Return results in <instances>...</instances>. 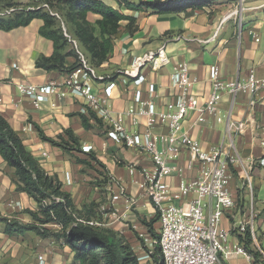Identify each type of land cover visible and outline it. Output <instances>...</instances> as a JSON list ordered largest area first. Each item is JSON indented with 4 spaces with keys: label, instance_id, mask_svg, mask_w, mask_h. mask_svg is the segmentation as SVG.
<instances>
[{
    "label": "crops",
    "instance_id": "obj_1",
    "mask_svg": "<svg viewBox=\"0 0 264 264\" xmlns=\"http://www.w3.org/2000/svg\"><path fill=\"white\" fill-rule=\"evenodd\" d=\"M100 1L134 18L132 22L129 19L120 21L119 30L112 37L113 50L107 59L101 64L89 63L74 26L63 20L61 24L69 40L61 52L75 50L80 62L84 58L97 75L106 77L95 80L88 72L79 75L95 93L109 97L112 115L122 113L129 131L142 132L148 127L145 116L127 114L135 90L142 89L143 98L149 99L148 84L154 83L153 102L157 109L164 108L174 99L170 75L179 63H188L190 74L197 78L192 92L201 104L211 92L209 71L212 65L219 66L221 77L226 81L246 80L251 71L258 76L264 75V0H209L202 7L172 12L145 6L128 8L121 6L118 0ZM129 1L138 5L141 1L152 0ZM86 18L96 25L102 16L89 11ZM43 25V19L33 18L27 25L10 30L0 28V114L47 174L59 179L62 190L70 194L76 209L84 216L92 210L96 224L123 235L134 248L140 264H144V257L149 254L142 241L149 249L156 243L144 221L157 216V209L142 184L147 173L153 174L157 167L146 153L109 138L108 123L82 96L72 92L67 83L71 71L37 66L39 57H51L55 53L54 41L41 34ZM178 35L184 38L167 43L168 62L165 65L148 64L141 68L146 77L143 83L135 84L131 77L118 72L119 69H133L138 57L158 50L167 39ZM76 62L74 55L65 56V66ZM21 82L37 87L40 97L46 99L41 107H35L31 96L18 91L17 84ZM47 86L53 87L49 94L44 92ZM259 97V102L251 109L249 94L233 95L223 90L217 113H195L183 122L181 129V133L198 141L205 151L224 142L234 156L235 161L228 171L234 206L220 221V229L227 233L226 244L230 248L242 245L234 233L242 222H248V228L255 231L252 248L263 250L264 247V91ZM81 114L86 115L91 126H85ZM241 122L244 125L240 131L234 125ZM65 130H72L79 138L80 150L67 151L44 140L40 132L58 139ZM154 130L164 132L162 126ZM191 161V153L183 150L177 160L170 161L175 170L166 181L175 187L181 177L187 180L196 177L199 163ZM113 178L125 185L126 194L120 191ZM16 179L15 168L0 153V264H78L72 248L63 238L55 236L62 231L57 221L44 224L50 232L48 235L33 229L7 230L8 222L37 225L30 211H38V203L27 192L17 189ZM129 196L136 199V204L129 203ZM154 227L157 230L158 222ZM225 263L254 262L253 258L233 255Z\"/></svg>",
    "mask_w": 264,
    "mask_h": 264
},
{
    "label": "built area",
    "instance_id": "obj_2",
    "mask_svg": "<svg viewBox=\"0 0 264 264\" xmlns=\"http://www.w3.org/2000/svg\"><path fill=\"white\" fill-rule=\"evenodd\" d=\"M20 9L21 7H12L7 12L11 13ZM182 38L184 37L178 35L167 39V42H164L158 50L138 57L133 69H119L118 72L131 77L135 84L143 83L146 77L142 74L141 68L148 64L155 67L165 65L168 62L165 53L167 43ZM86 72L91 74L92 79H106L104 76L97 75L87 61L81 58V64L71 71L67 78L72 92L82 96L87 105L108 123L109 138L122 142L127 148L146 153L157 167L153 174L147 173L142 187L146 189L159 217L157 242L160 264H226L225 260L233 255L253 258L242 245L228 247L227 233L220 229V221L224 213L234 206V199L229 190L228 171L235 159L230 153L229 146L222 142L219 147L205 151L198 141L181 133V129L183 122L195 113H217L220 93L223 90L233 95L249 94L251 96L249 106L253 109L260 100V92L264 91V75L258 76L251 71L246 80L226 81L221 77L219 66L212 65L209 71L211 92L207 101L201 104L197 95L192 92V86L197 82V78L190 74L188 63H179L170 75L171 86L175 90L174 99L164 108L157 109L153 102L156 96L154 83L148 84V94L151 97L149 99L143 98L142 89L135 90L133 103L129 106L127 114L146 117L148 127L141 132L129 131L125 126L122 113L112 115L109 97L106 94L100 96L95 93L88 82L80 79L79 75ZM17 89L20 93L31 96L37 108L41 107L43 100H46L40 97L37 87L33 84L21 82L17 84ZM52 91L51 86L44 89L45 94ZM243 125L244 123L241 122L234 126L241 131ZM157 126H162L164 132L155 131ZM85 149L87 150V147ZM185 149L192 155V164L199 163L198 174L190 180L181 177L178 184L173 187L166 181V178L175 170L170 161L177 160ZM180 170L182 175L183 171ZM112 181L119 186L122 193H127L123 183L116 178ZM128 199L129 203L136 204L133 196H129ZM60 201H63L60 196L53 195L45 199L43 203L49 205ZM95 223L90 221V224ZM247 228L248 222H242L235 229L244 233ZM250 233L255 239L256 235L252 227H250ZM258 250L264 254L262 249L258 248ZM150 257V255L144 257L146 258L144 264H147Z\"/></svg>",
    "mask_w": 264,
    "mask_h": 264
},
{
    "label": "trees",
    "instance_id": "obj_3",
    "mask_svg": "<svg viewBox=\"0 0 264 264\" xmlns=\"http://www.w3.org/2000/svg\"><path fill=\"white\" fill-rule=\"evenodd\" d=\"M121 6L128 8H139L145 6L159 10L161 12L182 11L189 7L205 6L209 0H152L141 1L140 4L129 0H118ZM48 7L31 6L13 11L7 16L0 15V28L10 30L14 27L27 25L33 18H41L44 25L41 34L54 41L55 53L51 57L41 56L37 60V66L46 70H61L70 72L81 64L80 55L75 50L62 53L61 50L68 44V37L65 36L61 21L53 13L54 8H62L66 14L60 18L65 22H70L75 28V34L85 47L83 54L89 58V63L101 64L107 59L113 50L112 37L117 33L120 21L133 17H127L117 9L105 4L100 0H46ZM34 7V8H32ZM39 7V8H37ZM92 11L102 16L93 25L86 18L87 12ZM97 30L99 33H97ZM67 55L77 57V62L67 67L64 59ZM93 117L100 122L94 112ZM85 126H91L86 115L81 114ZM44 140L57 145L67 151L80 150L79 138L72 130H65V134H60L58 139L48 137L40 131ZM67 136V137H66ZM0 153L3 158L15 168L17 179L15 183L17 189L27 192L33 197L39 206L38 211H30L36 224L20 225L18 223H7V230L23 231L24 229L36 230L41 235H48L50 232L43 226L51 221H57L62 225V231L55 233L58 238H63L64 242L74 251V258L78 264H140L139 257L134 248L125 237L110 228L102 227L95 222V214L88 210L84 216L74 206L70 194L63 191L61 182L56 176H51L41 167L34 156L26 150L22 139L10 126L9 122L0 114ZM53 195L60 196L63 201L45 205L43 201ZM92 209V208H91ZM158 213L150 221H144L151 235L158 239L154 224L158 222ZM242 246L252 255L255 264H264V254L252 248L253 238L250 228L244 233L234 230ZM145 250H149L142 241ZM264 252V247H263ZM158 252H153L152 256L157 259ZM160 259V258H159Z\"/></svg>",
    "mask_w": 264,
    "mask_h": 264
},
{
    "label": "rangeland",
    "instance_id": "obj_4",
    "mask_svg": "<svg viewBox=\"0 0 264 264\" xmlns=\"http://www.w3.org/2000/svg\"><path fill=\"white\" fill-rule=\"evenodd\" d=\"M42 6V7H48L47 5V2L46 0H0V15H3V16H7L11 13H8L7 11L12 8V7H21V8H24V7H31V6ZM54 11L53 12L56 17L61 21L62 19L60 18L62 15L66 14V11L65 10H62V8L60 9L59 7L58 8H54ZM59 15V16H58ZM62 25V24H61ZM63 27V25H62ZM63 31H64V34H65V30H64V27H63ZM157 232V230H156ZM156 240V243H153L152 246H151V249L147 250L148 254L151 256L150 260L147 261V264H160V259L158 257V254H157V259L156 260L153 256H152V253L153 252H158V242H157V239Z\"/></svg>",
    "mask_w": 264,
    "mask_h": 264
}]
</instances>
